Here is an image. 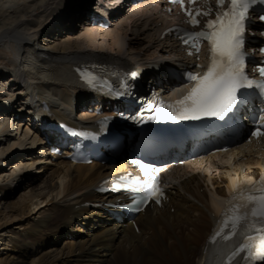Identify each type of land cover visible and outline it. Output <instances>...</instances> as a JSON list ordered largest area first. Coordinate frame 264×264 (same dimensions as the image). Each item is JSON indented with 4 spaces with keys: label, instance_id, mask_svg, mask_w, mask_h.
Wrapping results in <instances>:
<instances>
[{
    "label": "bare ground",
    "instance_id": "6f19581e",
    "mask_svg": "<svg viewBox=\"0 0 264 264\" xmlns=\"http://www.w3.org/2000/svg\"><path fill=\"white\" fill-rule=\"evenodd\" d=\"M74 1L0 0V107L27 97L17 89L24 84L56 108L72 110L76 97L86 95L78 69L95 63H122L145 75L166 63H194L175 44L160 39L158 9L114 11L111 28L103 30L77 26L76 14H68ZM10 83L16 92L5 89ZM14 118L0 114V160L17 159L11 173L0 161V264H205L203 248L221 198L236 182L229 163L214 168L227 176L221 180L204 178L198 167L188 166L175 178L171 202L140 215L137 233L87 208L102 202L93 189L108 175L104 168L64 160L39 167L34 146L25 144L27 139L38 141L35 130ZM254 157L245 153L235 165ZM38 169L42 177L33 174ZM16 187L26 192L16 198L21 192ZM52 243L56 247L49 248Z\"/></svg>",
    "mask_w": 264,
    "mask_h": 264
},
{
    "label": "snow or ice",
    "instance_id": "6c2138e0",
    "mask_svg": "<svg viewBox=\"0 0 264 264\" xmlns=\"http://www.w3.org/2000/svg\"><path fill=\"white\" fill-rule=\"evenodd\" d=\"M172 2L180 3L182 6L184 4V0H172ZM189 3L195 4L196 0H189ZM257 6H264V0H217L214 12L212 8L203 12L195 9V15L186 9L190 17L189 23L194 28L201 23L196 19L197 16H214L204 22V30L190 32L186 37H181L185 44L191 40L193 47L199 42L207 41L209 64L202 75L188 73L187 80L192 87L187 94L175 103H160L150 109L149 111L154 115H149L148 121L178 123L199 121L204 118L225 121L234 118L240 106L248 103L246 90L250 89H258L264 102V64L256 68L260 75L259 81L250 78L246 71L245 35ZM256 18L264 21V7L256 14ZM261 51L264 52V49ZM78 71L83 70L78 69ZM257 119L264 121V110H261ZM252 135L264 136V124L257 126ZM140 170L145 177H148L147 180H136L135 186L122 187L137 192L143 190L146 199H155L158 203L161 192L157 186V177L150 173L159 169H153L149 164H142ZM261 183L264 185V177L261 178ZM235 200H242L243 207L236 210L231 217L227 211L225 212L222 223L226 226L230 225V228L224 232L222 238L231 241L238 231H246V237L231 250L226 258L227 262L238 264L234 258L253 259L255 256L264 261V186L259 189L253 187L233 196L229 201V208ZM219 235L218 231L213 236L212 243L216 242V236Z\"/></svg>",
    "mask_w": 264,
    "mask_h": 264
},
{
    "label": "rangeland",
    "instance_id": "374dc122",
    "mask_svg": "<svg viewBox=\"0 0 264 264\" xmlns=\"http://www.w3.org/2000/svg\"><path fill=\"white\" fill-rule=\"evenodd\" d=\"M15 127L17 128V125H16ZM16 132H17V131H16ZM16 160H17V159H16ZM16 160H15V161H16ZM15 161H12V162L10 163V165H11V164H12V165H11V166L9 165V166H10V167H9L10 169L8 170V172H7V169H6V172H7V173H11V172H12V171H10V170H11V168H14V163H15ZM39 170H40V169H38V170H36V171H33V174H35V172H38V176L42 177V176H43V172H40ZM30 174H31V173H30ZM39 174H41V175H39ZM36 182H37V181H36ZM12 189H13V187H12ZM14 190H15V191H16V190H17V191H21L20 193H18V195L16 196V198H17L20 194H23V193L26 192V191H25L26 189H25V190H21V189H19V188H17V187H16ZM16 198H15L14 200H17ZM14 226H16L15 223L12 224V227H14ZM65 240H66V239H65ZM65 240H63L62 243H63ZM52 247H56V246H55V243H52V245H51L49 248H52Z\"/></svg>",
    "mask_w": 264,
    "mask_h": 264
}]
</instances>
